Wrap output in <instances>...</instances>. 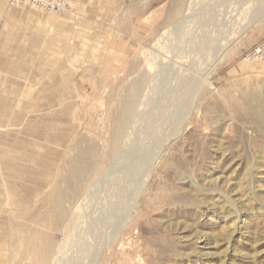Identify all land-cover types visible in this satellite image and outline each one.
Wrapping results in <instances>:
<instances>
[{"label": "rangeland", "instance_id": "1", "mask_svg": "<svg viewBox=\"0 0 264 264\" xmlns=\"http://www.w3.org/2000/svg\"><path fill=\"white\" fill-rule=\"evenodd\" d=\"M221 1L235 17L257 7L264 15V0H65L58 14L8 6L27 12L19 24L53 59L39 67L45 74L31 76L23 124L0 130V264H35L44 245L52 248L45 264L56 255L62 264H264V18L202 72L196 96L181 79L193 69L189 56L207 55L210 41L225 45L232 36L211 27ZM188 9L185 29L196 37L170 75L166 44ZM152 73L160 83L137 108V79L144 90ZM151 148L158 153L148 164ZM91 169L92 183L102 179L113 202L139 193L125 227L100 252L93 242L100 236L78 218L86 193L65 186L84 184L71 173ZM63 190L66 215L58 224L55 196Z\"/></svg>", "mask_w": 264, "mask_h": 264}, {"label": "bare ground", "instance_id": "2", "mask_svg": "<svg viewBox=\"0 0 264 264\" xmlns=\"http://www.w3.org/2000/svg\"><path fill=\"white\" fill-rule=\"evenodd\" d=\"M253 1H255V0H253ZM260 1V0H259ZM213 2H214V0H213ZM212 3V2H211ZM217 3V2H216ZM254 3V2H253ZM215 4V3H214ZM214 4H212V5H214ZM220 4V5H219ZM219 4H217V7H219V10L218 9H216V10H218V13L217 14H210L211 16V18H213L212 20H213V23L211 24V27H213L215 24H216V28H214V30L215 29H217V30H219V28L222 30V28L223 29H225L226 27H227V29H229V31H231L232 30V32H233V34H232V36L231 37H229V38H227L226 39V44L224 45H222V43H221V45H217V43L215 44H212V42L210 41V43H211V45L209 46L208 45V47L210 48V50H209V52L207 53V55H202L201 54V56H199L198 55V59L196 58V59H193V58H191L190 56L188 57V60H192V62L191 61H189V63H191V65H192V67H193V69L191 70V71H188L187 72V74H186V72H183L182 73V77H181V79H185L187 82L188 81H190V82H188L187 83V92L188 93H190V94H192V95H195L196 96V94L198 93V91H199V88H198V86H201L202 85V83L204 82V80H205V78H203L202 76H200L201 74H202V72L204 73V72H208V70L209 69H214L215 68V66L218 64V62H219V60H220V58L222 57V51H224V49L229 45V43L230 42H234L236 39H237V37H238V35L239 34H241L243 31H245L248 27H250L251 26V24L252 23H254L255 24V22H258V21H260L261 19H263L264 18V15L263 14H261V13H259V10H258V7H257V11L253 8H251L252 9V11L250 12V13H248V11L246 10L245 11V9L243 10V12L245 11V12H247V14L245 13V14H241V15H238V14H236V17H235V13L232 11V10H227V7H225V3L223 2V1H221V2H219ZM234 4H236V1L234 2ZM239 5H241V4H243V3H238ZM259 4V3H258ZM264 4V3H263ZM210 4H208V6H209ZM228 5V4H227ZM202 6H203V4H202ZM263 6V5H262ZM216 7V6H215ZM231 7V9H232V6H230ZM255 7V6H254ZM229 8V7H228ZM237 8V7H236ZM196 9V8H195ZM212 9V8H211ZM249 9V8H248ZM204 9H202V11H203ZM234 10V9H233ZM189 11V12H188ZM193 11V10H192ZM192 11L191 10H187L186 11V13H185V16L183 17L184 19H183V21L182 22H179L177 25H175L174 27L176 28V27H178V29H179V32L178 33H175V31L172 33V35H171V37H170V40L167 42V48H166V52H168V65H169V67H171V73L170 72H168V74H170V75H172V72H173V66L172 65H174V63L172 62L173 60H174V58L176 59V57H178V56H181V55H183V50H184V48H182V47H184L183 45L184 44H186V43H189V41H190V39L191 38H194L193 36L195 35L194 33H192V31H195V30H191V29H193V28H190L189 27V29L187 30V29H185V28H187V26H188V22H189V19H191V18H189L188 17V15L190 14V13H192ZM212 11V10H211ZM213 11H215L214 10V8H213ZM264 11V10H263ZM211 13V12H210ZM238 13V12H237ZM203 14H205L204 12H203ZM189 18V19H186V18ZM199 17V16H198ZM204 17V19H203V22H206L207 20L206 19H209L210 20V17H207L206 18V16L205 15H203L202 16V18ZM235 17V18H234ZM195 19H196V17H194ZM201 18V19H202ZM206 18V19H205ZM240 20H242V23L240 24V26H239V19ZM195 19H193V20H195ZM238 19V21H236ZM243 19H244V21H243ZM192 20V21H193ZM230 20H232V22H230ZM184 21H185V23H184ZM197 21H199L198 19H197ZM241 22V21H240ZM191 23H193V22H191ZM199 23H200V21H199ZM198 23V24H199ZM210 23V22H209ZM206 24V23H205ZM207 25V24H206ZM192 26H194V25H192ZM199 27V29L202 27V26H200V24L198 25ZM204 26V25H203ZM236 26V27H235ZM180 27V28H179ZM196 27V26H195ZM174 28V29H175ZM203 29H205V28H203ZM197 30V29H196ZM201 30V29H200ZM216 30V31H217ZM199 31V30H198ZM203 31V30H202ZM207 30H205V32H206ZM211 31H213V30H211ZM228 31V30H227ZM227 31H225V32H227ZM196 32V31H195ZM220 32V31H219ZM222 32V31H221ZM170 33V32H169ZM218 33V32H217ZM228 33V32H227ZM194 34V35H193ZM229 34V33H228ZM168 35V34H167ZM203 35V34H202ZM212 36V35H211ZM180 37V38H179ZM195 37H196V35H195ZM200 37V36H199ZM210 37V36H209ZM218 37H219V35H218ZM179 38V39H178ZM182 38V39H181ZM201 38V37H200ZM213 38V37H212ZM198 41H199V39H197ZM212 40V39H211ZM192 41H194V40H192ZM214 41H216L215 39H214ZM200 42V41H199ZM225 42V41H224ZM196 43H198V42H196ZM209 43V44H210ZM204 44V43H203ZM162 46V45H161ZM194 46V45H193ZM206 46V45H205ZM190 47V46H189ZM219 47V50L217 49ZM192 48V47H191ZM195 48V47H194ZM193 48V49H194ZM205 48V47H204ZM187 50V49H186ZM201 50V49H200ZM208 50V49H207ZM191 51V50H190ZM189 51V52H190ZM165 52V53H166ZM186 52V51H185ZM206 52V51H205ZM195 54V53H194ZM205 54V53H204ZM185 55V54H184ZM156 56H158L157 54H156ZM197 57V56H196ZM158 60H157V66L161 63L162 64V58H160L159 56L158 57H156ZM181 58V57H180ZM191 58V59H190ZM177 60H179V59H177ZM183 60V59H182ZM184 60H185V58H184ZM186 60H187V57H186ZM194 60H196V61H194ZM176 61V60H175ZM164 62H165V60H164ZM178 62V61H177ZM185 62V61H184ZM165 64V63H164ZM181 64V63H180ZM176 65V64H175ZM179 66H181V65H179ZM165 67V66H164ZM177 68V67H176ZM179 68V67H178ZM177 68V69H178ZM168 69L169 68H167V71H168ZM177 69H175V71H177L176 73H175V71H174V73L175 74H177L178 73V75H180L179 73L181 72L179 69L177 70ZM159 70V69H158ZM190 70V69H189ZM162 71V70H161ZM169 71H170V69H169ZM155 73H152V75H153V77H154V79H153V82H151V86L150 87H148V88H146V86L144 87V88H146V89H144V90H142V88H141V78L139 77L138 79H137V82H138V96H140V99H139V102H138V104H137V108H139L140 106H142V105H145L146 104V102H148L147 100L149 99V98H151L150 97V95H151V93L154 91V87H157V84H159L160 83V81H158L159 79H157L156 78V75H154ZM167 74V73H166ZM141 76H143L144 77V75L142 74ZM158 76V75H157ZM160 76V75H159ZM175 76V75H174ZM148 77V76H147ZM152 77V76H151ZM165 77H166V75H165ZM178 77V76H177ZM174 78V77H173ZM180 79V80H181ZM147 80V79H146ZM164 79L162 78L161 79V81H163ZM179 81V80H178ZM136 82V83H137ZM170 82V81H169ZM176 82V81H175ZM174 83V82H173ZM173 83H171V84H173ZM177 83V82H176ZM145 85V84H144ZM150 85V84H149ZM148 85V86H149ZM167 85V84H166ZM181 85V84H180ZM173 86V85H172ZM176 86H177V84H176ZM179 86V85H178ZM185 86V85H184ZM136 88H137V86H136ZM167 88V87H166ZM181 88H182V86H181ZM183 88H185V87H183ZM176 89V88H175ZM142 91V92H141ZM159 91V90H158ZM180 91V90H179ZM161 93V92H160ZM184 93V92H183ZM174 94V93H173ZM172 94V95H173ZM187 94V93H186ZM161 95V94H160ZM192 95H190V96H187V99H188V102L186 101V100H184L183 101V103H182V105H184L183 107H184V110L185 109H190L191 108V105H193V101H194V97L195 96H192ZM158 96V95H157ZM162 96V95H161ZM174 96V95H173ZM153 97V96H152ZM172 97V96H171ZM180 97V96H179ZM156 98V97H155ZM175 98V97H174ZM169 99V98H168ZM186 99V98H185ZM177 100V99H176ZM183 100V99H182ZM164 101V100H163ZM167 101V100H166ZM169 101V100H168ZM167 101V102H168ZM172 101V100H171ZM178 101H179V99H178ZM185 101H186V103H185ZM157 102V101H156ZM159 102H161V101H159ZM166 102V103H167ZM151 103V102H150ZM152 103H154V102H152ZM172 103H174V102H172ZM160 104V103H159ZM153 105H155L156 106V103L155 104H153ZM161 105H164L163 103L161 104ZM160 105V106H161ZM136 106V105H135ZM152 106V105H151ZM151 106H150V108H151ZM154 106V107H155ZM166 106V105H165ZM148 107V106H147ZM172 107V106H171ZM137 108H135V110L137 109ZM156 108V107H155ZM158 108V107H157ZM131 109H132V107H131ZM130 109V110H131ZM180 109L178 108V111H179ZM187 110V111H188ZM159 111V110H158ZM161 111H163V110H161ZM178 111H177V113H178ZM157 112V111H156ZM164 112V111H163ZM168 112V111H167ZM153 113V112H152ZM134 114V113H133ZM157 114V113H156ZM159 114V113H158ZM160 114H162V113H160ZM146 115V114H145ZM129 116H131V115H129ZM155 116V115H154ZM154 116H153V118H154ZM144 117V116H143ZM160 116H158V118H159ZM162 117V116H161ZM166 117V116H165ZM175 118H179L180 116H174ZM132 118H133V116H132ZM152 118V117H151ZM156 118V117H155ZM168 118V117H167ZM136 119V118H135ZM145 120V119H144ZM151 120V119H150ZM136 122L138 121V120H135ZM174 121H176L175 119H173V118H171V117H169V121L168 122H174ZM147 123V122H146ZM143 124V123H142ZM165 125V124H164ZM148 126V125H147ZM166 126H167V124H166ZM149 127V126H148ZM153 127V126H152ZM155 127V126H154ZM148 130H150V129H148ZM147 130V131H148ZM144 131V130H143ZM142 131V132H143ZM153 131V130H152ZM148 134V133H147ZM154 134V133H153ZM143 136V135H142ZM145 136H146V134H145ZM127 137V136H126ZM141 137V136H140ZM157 136L156 135H154V136H152V138L150 139V142H148L149 143V145H150V143H151V145L152 144H154V143H157V141H158V138H156ZM154 138V139H153ZM128 139V138H127ZM146 139H147V137H146ZM149 139V138H148ZM126 140V139H125ZM128 142V141H127ZM149 147V146H148ZM151 147V146H150ZM130 148H131V146H130ZM137 148H138V146H137ZM136 148V149H137ZM140 148V147H139ZM134 149V148H133ZM140 150V149H139ZM151 150H152V148H151ZM150 150V151H151ZM128 151V150H127ZM132 151V150H131ZM133 152H134V150H133ZM136 152V151H135ZM149 152V151H148ZM131 153V152H130ZM152 154H151V158H150V161L148 162V164L151 162V160L153 159V156H155L157 153H158V151H156L155 150V152H153V150H152V152H151ZM125 154H126V152H125ZM134 154V153H133ZM146 154V153H145ZM116 155H109L108 157H110L111 159L113 158L114 159V157H115ZM128 156L130 157V155H129V153H128ZM146 156V155H145ZM123 157V156H122ZM126 157V156H125ZM142 158V157H141ZM146 158V157H145ZM109 159V158H108ZM143 159V158H142ZM141 159V160H142ZM121 160V159H120ZM126 160V159H125ZM124 160V161H125ZM140 160V159H139ZM144 160V159H143ZM119 161V160H118ZM131 161V160H130ZM148 161V160H147ZM134 162V161H133ZM121 163V162H120ZM118 164V163H117ZM120 165V164H119ZM123 165V164H122ZM115 167L116 168H118L116 165H115ZM90 168V167H89ZM115 168V169H116ZM119 169V168H118ZM82 170V169H81ZM85 170V169H84ZM92 170L93 169H91V171H90V173H81L80 171H78V172H80V173H71V179H74V180H84L85 181V183H84V181L82 182V183H84V184H79V182L77 183V185L75 186V185H73V183L70 181V180H67V181H65V183H66V188H73V186H74V188H73V190L76 192H73V193H75V195L77 196V195H79L81 192H83V194L84 193H86V195L87 196H84V198L82 199V202L80 203V205H78L77 207H76V209L80 212V214L78 213V218H79V220H80V218H82V223L80 224V226L82 225V228H83V226H84V224L83 223H87L88 222V224H89V228L91 227H93L94 228V233L96 234V236H100V238L98 239V238H96L95 240H93V242L95 243V245H96V251L97 252H100L101 250H103V248H105L106 246H108L112 241H113V239L115 238V236H116V234H118V233H120V231L122 230V228H124L125 227V224L128 222V219H129V217H130V215H131V213H132V211H133V208H134V204H135V201L138 199V196H139V193H137V191H136V189L135 190H133L132 192H130L129 194H128V197H124L123 199H122V197L120 198V199H118V200H116V202L114 201H111V198L113 197V190H108V191H106V190H104L103 191V188H104V184L103 183H105V182H103V180L101 179V181L99 182V183H92V178H91V176L93 175V172H92ZM74 171H76V170H74ZM115 171V170H114ZM122 171H123V169H122ZM70 172V171H69ZM109 172V171H108ZM101 174V173H100ZM103 175H104V173H103ZM102 175V176H103ZM105 176V175H104ZM101 177V176H100ZM98 178V177H97ZM104 178V177H103ZM106 178V177H105ZM75 183V182H74ZM115 183V182H114ZM111 188V187H110ZM63 188H61V190H62ZM67 191V190H66ZM66 191L64 192V190L63 191H60L59 192V194L58 195H56L55 196V203L57 204V207H56V209H55V214H56V221L55 222H58V224H60L63 220H64V218H65V215H66V210H64V209H61L60 207H63V206H60L61 205V202H62V200L64 199V196L66 195ZM69 191V190H68ZM112 191V194L110 195V198H108L107 196H105V194H106V192H111ZM69 193H70V191H69ZM104 193V194H103ZM71 194H72V192H71ZM138 194V195H137ZM107 195H109V194H107ZM118 195V194H117ZM68 196V195H67ZM107 197V202L104 204V198L105 197ZM92 199H91V198ZM119 197V196H118ZM93 198H96V200L95 199H93ZM116 198V197H115ZM109 200V201H108ZM115 200V199H114ZM88 201H91L92 203H90V204H92V209L95 207V205H96V207L94 208V210L92 211V213L91 212H89V209H91V207H89L90 205H89V202ZM94 201H96V202H94ZM98 201L100 202L99 204H98ZM67 202V201H66ZM65 202V203H66ZM68 209V208H67ZM80 215L82 216V217H80ZM78 220V219H77ZM55 222H53L54 224H55ZM74 223H76V221L74 222ZM53 224V225H54ZM78 224V223H77ZM78 224V225H79ZM55 226V225H54ZM56 228V227H55ZM83 230V229H82ZM69 237V236H68ZM48 238V237H47ZM70 238V237H69ZM72 238V237H71ZM50 241V240H49ZM86 241V240H85ZM82 245V244H81ZM75 250V249H74ZM83 250V249H82ZM64 253V252H63ZM92 253V252H91ZM51 254H52V248H51V245H49V246H45L44 245V248H43V250H42V255H41V257H38L37 256V259H36V261H35V264H45L46 263V260H47V258H49V257H51ZM64 255V254H63ZM66 255V254H65ZM98 256V255H97ZM66 257V256H65ZM91 257V256H90ZM94 257V256H93ZM67 261V260H66ZM76 261V260H75ZM89 263V262H88ZM52 264H62L61 263V257L59 256V255H56V257L55 258H53L52 259ZM66 264V263H65Z\"/></svg>", "mask_w": 264, "mask_h": 264}, {"label": "crops", "instance_id": "3", "mask_svg": "<svg viewBox=\"0 0 264 264\" xmlns=\"http://www.w3.org/2000/svg\"><path fill=\"white\" fill-rule=\"evenodd\" d=\"M23 17H28L26 11L10 9L7 0H0V130L23 124L29 108L31 76L45 74L39 67L53 59L47 58L52 51L45 56V49L31 36L35 32L19 24Z\"/></svg>", "mask_w": 264, "mask_h": 264}, {"label": "built area", "instance_id": "4", "mask_svg": "<svg viewBox=\"0 0 264 264\" xmlns=\"http://www.w3.org/2000/svg\"><path fill=\"white\" fill-rule=\"evenodd\" d=\"M7 3L11 8L25 4L50 14H58L66 5L65 0H7Z\"/></svg>", "mask_w": 264, "mask_h": 264}]
</instances>
